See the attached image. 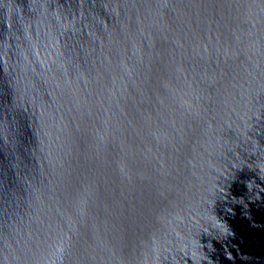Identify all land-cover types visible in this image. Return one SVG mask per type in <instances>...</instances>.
<instances>
[{
  "label": "water",
  "instance_id": "1",
  "mask_svg": "<svg viewBox=\"0 0 264 264\" xmlns=\"http://www.w3.org/2000/svg\"><path fill=\"white\" fill-rule=\"evenodd\" d=\"M0 264H264V0H0Z\"/></svg>",
  "mask_w": 264,
  "mask_h": 264
}]
</instances>
